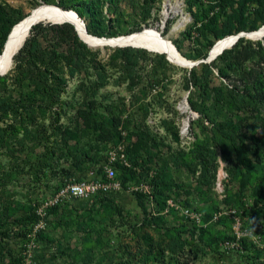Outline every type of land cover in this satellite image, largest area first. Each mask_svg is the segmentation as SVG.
Returning a JSON list of instances; mask_svg holds the SVG:
<instances>
[{"label": "rangeland", "instance_id": "374dc122", "mask_svg": "<svg viewBox=\"0 0 264 264\" xmlns=\"http://www.w3.org/2000/svg\"><path fill=\"white\" fill-rule=\"evenodd\" d=\"M167 1L185 25L164 18ZM42 4L80 7L94 36L159 28L188 61L264 18V0H0L1 52ZM81 42L38 36L0 76V264H251L253 249L264 262V105L234 98L208 64L196 87L164 53ZM120 138L131 171L114 198L47 208L65 182L102 176Z\"/></svg>", "mask_w": 264, "mask_h": 264}, {"label": "trees", "instance_id": "16d2710c", "mask_svg": "<svg viewBox=\"0 0 264 264\" xmlns=\"http://www.w3.org/2000/svg\"><path fill=\"white\" fill-rule=\"evenodd\" d=\"M73 10L78 14L80 18L83 17V10L80 7H75L73 8ZM19 21H17L14 25H16ZM263 24L264 18L261 22V25L252 31L259 29ZM14 25L10 28L9 32L4 35L5 42ZM243 31L244 29H239L238 33ZM29 34V38L26 39L24 45L19 50L18 55L14 57L15 62H22V60L29 58L22 56L30 55L32 53V44L38 38V36L39 40H42L46 36H50L52 38L54 48H59L61 46H70L69 40H73L74 45L79 44L81 45L82 50H85V45L82 44L80 37L75 30V27L69 23L52 24L49 22H39L31 28ZM226 36L229 35L221 34L217 36V39L220 40ZM217 41L218 40H216L215 43ZM74 57H76V59L79 61L83 56L80 52H77L74 53ZM206 57L207 56H205L203 59H206ZM203 68H214L217 72L218 78L222 80L223 86L233 94L234 98L237 97V100L239 99L243 104L264 105V38L261 41H252L241 38L234 46H232V48L223 51V53L215 61L209 63ZM192 80L193 85L197 87L199 81L196 77L195 68L192 69ZM2 81H5V79L2 78ZM142 161L143 158H135L136 165H139L144 170L147 166ZM120 170L131 171L130 168H121ZM138 199L141 200V197L139 196ZM245 241L244 243L246 246ZM249 253H251V264H264V262L261 261V256L255 252V249H253V251H249Z\"/></svg>", "mask_w": 264, "mask_h": 264}, {"label": "bare ground", "instance_id": "6f19581e", "mask_svg": "<svg viewBox=\"0 0 264 264\" xmlns=\"http://www.w3.org/2000/svg\"><path fill=\"white\" fill-rule=\"evenodd\" d=\"M179 4V6H177ZM165 10L163 16L167 19L170 16V13H174L176 15H181V19L177 25V28L185 25L187 23V18L183 16V8L182 4L180 6V2L172 5L169 1L165 4ZM41 17H50V18H66L73 22L79 30V33L84 40L92 48L103 49L106 47H135V46H143L149 47L157 50L159 53H164L169 56L173 63H176L181 66H187L188 62L185 61L181 55L177 54L174 48L170 45L169 39L165 38L161 34V30L156 27H148L144 28L139 32H134L125 38L120 39H109V38H117V37H97L89 34L88 32H84L82 25L75 18V16L70 13V10H64L61 8H55L54 5L50 4H42L37 8L31 10V12L20 20L16 25H14L13 32L9 38L7 43V47L5 51L2 50L0 53V75L7 74L12 69L13 59L15 55L19 52V50L24 45L30 30L31 24L33 21L40 19ZM257 33L254 34L257 38H262L264 36V24L257 30ZM251 31V32H255ZM9 33V34H10ZM120 37V36H118ZM234 40V35L226 36L220 40H218L210 49L209 55L211 58L217 56L224 49L228 48L230 44H232ZM173 44V43H172ZM189 125V120L186 119L183 125V132L187 129Z\"/></svg>", "mask_w": 264, "mask_h": 264}, {"label": "built area", "instance_id": "2783aa9c", "mask_svg": "<svg viewBox=\"0 0 264 264\" xmlns=\"http://www.w3.org/2000/svg\"><path fill=\"white\" fill-rule=\"evenodd\" d=\"M126 148L121 139L106 154L102 162V176L97 173L93 177L81 180H70L64 183L57 191L56 197L47 204V208L66 207L74 201H91L101 197L114 198L121 191V183L117 178V172L121 168H130ZM40 221L45 213H39Z\"/></svg>", "mask_w": 264, "mask_h": 264}, {"label": "water", "instance_id": "95a60500", "mask_svg": "<svg viewBox=\"0 0 264 264\" xmlns=\"http://www.w3.org/2000/svg\"><path fill=\"white\" fill-rule=\"evenodd\" d=\"M55 8L58 9L59 7L55 6ZM70 13H72V14L75 16V18L80 22V24L82 25V28H83L84 32H87L86 27H85V24H84V22L81 20V18L78 16V14H77L74 10H70ZM39 22H49V23H52V24H63V23H69V24H72V25L75 27V30H76L78 36H79L80 39L84 42V40L82 39V37H81V35H80V33H79V30H78V28L76 27V25H75L73 22H71L70 20L66 19V18H55V19H54V18H50V17H41L40 19H37V20L33 21V23L31 24V28H32L34 25L38 24ZM164 23H165V21L163 22V25H164ZM12 32H13V29H12L11 33H12ZM11 33L8 35V37H7V39H6V42H5L4 47H3V51H5V49H6V47H7V43H8V41H9L10 36H11ZM255 33H257V31H255V32H239L238 34L234 35V40H233L232 44H230L229 47L226 48V49H224L223 51L232 48V46H234V45H235V44H236L241 38H245V39L252 40V41H258V40H262V39L264 38V36H263L262 38H257V37H255V36H254ZM129 36H130V35H129ZM125 37H128V36H120V37H117V38H109V39H120V38H125ZM84 43H85V42H84ZM169 43H170V45L174 48L175 52H176L177 54L180 55L179 51H178L177 48L172 44V42L169 41ZM85 44H87V43H85ZM87 45H88V44H87ZM88 46H89V45H88ZM89 47H90V46H89ZM134 48H142V49H145V50H147V51H149V52H152V53H159V52H157V50H155V49H152V48H149V47H148V48H147V47H143V46H140V45L135 46ZM223 51L220 52V54H218L217 56H215V57H213V58H211L210 55L208 54V56L206 57V59H201V60H197V61H188V60H186V59H184V58L182 57L185 61L188 62V65H187V66H184V67L193 68V67L198 66V65H200V64H209V63L215 61V60H216V59H217V58L223 53ZM167 58L171 61V59L169 58L168 55H167ZM171 62H172V61H171ZM3 75H4V74H2V75H0V76H3Z\"/></svg>", "mask_w": 264, "mask_h": 264}]
</instances>
